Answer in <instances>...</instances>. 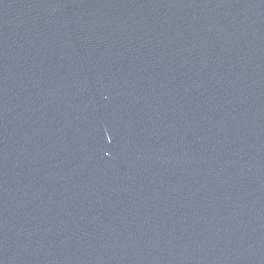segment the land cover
I'll list each match as a JSON object with an SVG mask.
<instances>
[{"label":"water","instance_id":"1","mask_svg":"<svg viewBox=\"0 0 264 264\" xmlns=\"http://www.w3.org/2000/svg\"><path fill=\"white\" fill-rule=\"evenodd\" d=\"M0 264H264V0H0Z\"/></svg>","mask_w":264,"mask_h":264}]
</instances>
